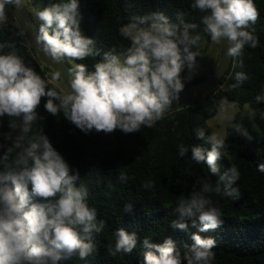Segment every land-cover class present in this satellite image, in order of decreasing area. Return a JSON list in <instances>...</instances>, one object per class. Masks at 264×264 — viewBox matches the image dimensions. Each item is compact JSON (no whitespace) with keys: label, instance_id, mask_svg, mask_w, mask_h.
Here are the masks:
<instances>
[{"label":"clouds","instance_id":"clouds-1","mask_svg":"<svg viewBox=\"0 0 264 264\" xmlns=\"http://www.w3.org/2000/svg\"><path fill=\"white\" fill-rule=\"evenodd\" d=\"M7 6L20 8L22 0H0V25L7 23ZM191 8L204 13L203 31L213 43L227 40L229 57L241 56L246 46H259L254 26L261 13L255 0H194ZM36 16L41 23L35 42L50 59L59 63L65 58L84 60L102 55V60L95 63L93 71L76 64L71 70V91L62 93L48 86L49 81L17 54L14 44L0 43V51L13 49L0 54V118H14L9 119L11 131L0 132V264H62L73 257L87 260L97 252L94 233H101L106 224L87 203V186H77L79 171L72 174L68 161L42 131L29 137L33 125L43 119L37 112L42 98H47L44 108L50 115L62 113L85 134L93 130L139 132L144 126L153 128L173 102L180 100L185 82L197 73L200 57L199 51H193L201 41V35L193 34L198 26L186 22L183 13H177L178 23H171L163 12L134 17L120 28L121 35L131 39V46L121 53L115 48L102 53L96 41L84 34L79 0L53 3ZM186 70L188 75L183 76ZM52 79L59 80L60 73ZM247 79L245 73H236L232 87H240ZM256 101H264V95H258ZM235 132L247 135L241 126ZM195 134L210 147L194 144L190 160L206 163L211 174H219V161L227 150L224 139L215 133L205 138L202 128ZM177 148L179 157L188 156L189 148L183 143ZM259 169L264 171V164ZM220 180L227 183L223 189L217 183L216 192L223 191L227 197L238 194L232 187L240 180L235 165L228 167ZM154 183L146 182L143 187L151 189ZM212 191L210 183L198 179L190 195L181 198L173 210L174 229L188 232L186 220L190 218L198 217L200 223L198 232L190 235L193 243L185 245L186 251L181 254L171 238L153 243L145 237L142 264H212L217 241L199 234L224 223L220 207L210 198ZM132 209V203L124 206L126 212ZM192 226H196L195 220ZM115 236L114 247L107 246L112 257L132 253L140 239L136 232L124 228L117 229Z\"/></svg>","mask_w":264,"mask_h":264},{"label":"trees","instance_id":"trees-1","mask_svg":"<svg viewBox=\"0 0 264 264\" xmlns=\"http://www.w3.org/2000/svg\"><path fill=\"white\" fill-rule=\"evenodd\" d=\"M62 0H31L32 13L37 28L41 21L36 13L53 3ZM194 0H79L83 17L81 28L84 34L96 41V47L103 52L113 48L121 53L131 46V39L121 35L120 28L132 22L134 17H142L152 12H163L171 23H178L177 13H183L184 20L198 27L193 34L201 35V41L210 37L203 31L201 17L204 13L193 10ZM261 16L255 35L260 44L256 49L245 47L239 57H235L226 75L215 89L205 98L182 105L164 115L153 128L142 127L139 132L125 134L116 130L111 134L93 130L85 134L75 125L64 119L62 113L50 115L44 108L47 98H42L38 114L43 117L33 125V134L46 135L54 148L68 161L73 173L78 170L80 180L76 182L87 186V203L95 207L98 219L106 221L101 233H94L93 240L97 252L87 260L73 257L62 264H142L144 249L142 239L147 237L153 243H163L171 238L177 250L183 254L185 245H191L192 233L198 232V217L187 219L189 231L174 229L171 221L176 218L173 210L181 198H187L192 185L200 179L210 183L213 191L210 198L223 213L221 227L199 233L217 241L214 249L215 259L212 264H264V171L259 169L264 164V101L257 102L258 95H264V0H255ZM8 21L0 25V43L14 44L18 55L25 59L46 81L49 87L58 92H70L60 78L52 79L54 70L44 64L32 48L18 26L14 16L8 10ZM199 48V47H198ZM197 48V49H198ZM193 48V51L197 50ZM6 47L3 52H10ZM65 60L71 64H84L89 71L102 60L92 56L84 60ZM73 67V65H71ZM245 73L248 79L238 88L235 74ZM206 76H197L185 82V87L203 80ZM216 91L230 102L240 106L249 104L252 117L237 114V122L227 126L224 138L227 150L219 161L220 173L211 174L206 163L196 164L190 160V149L194 144L210 147L196 137L195 130L202 128L206 137L210 135L207 120L219 112V105L214 96ZM0 118V132H9L10 120ZM237 126L243 127L247 135L236 134ZM15 135V133H14ZM3 142V137H0ZM183 143L189 148L186 157H179L177 145ZM3 150H0L2 152ZM235 165L240 173V180L233 188L237 195L227 197L223 191L216 192L219 183L223 189L226 181L220 175ZM123 176L125 179L121 180ZM154 181L151 189H145L146 182ZM132 203L131 212L124 211L126 204ZM193 220L196 226L193 227ZM124 228L129 233L136 232L140 238L137 248L130 254L117 253L112 257L107 252L108 244L115 245V232ZM186 264V262H185Z\"/></svg>","mask_w":264,"mask_h":264},{"label":"water","instance_id":"water-1","mask_svg":"<svg viewBox=\"0 0 264 264\" xmlns=\"http://www.w3.org/2000/svg\"><path fill=\"white\" fill-rule=\"evenodd\" d=\"M22 4L23 6L20 8H16L15 6L7 7L14 16L19 27L22 29L29 45L35 49L41 61L51 67L54 70V73L59 72L60 78L65 83L69 91H71L70 82L72 79L71 70L73 69V67L66 60L56 63L44 54L40 46L35 42V36L38 34V28L34 17L32 13L27 9L23 1ZM220 47V57L214 71L209 76H206L203 80L188 84L185 87L184 91L180 94V100L174 101L172 108L168 112H171L182 105L193 103L195 101L203 99L215 89L222 77L226 75L235 58L229 57L227 55L229 47L227 40L221 42Z\"/></svg>","mask_w":264,"mask_h":264},{"label":"rangeland","instance_id":"rangeland-1","mask_svg":"<svg viewBox=\"0 0 264 264\" xmlns=\"http://www.w3.org/2000/svg\"><path fill=\"white\" fill-rule=\"evenodd\" d=\"M22 1L29 11L34 9L31 0ZM220 48V44L213 43L207 38L202 41L197 49L200 52V57H197L198 70L193 78L197 76H209L214 71L220 57ZM71 65L74 67L76 64L71 61ZM182 75L187 76V70ZM54 81L56 82L57 80ZM214 99H216V103L219 105V112L207 120V126L209 133H215L218 138H225L227 126L237 122V114L249 117L253 115L249 104L240 106L235 102L227 101L218 91H216Z\"/></svg>","mask_w":264,"mask_h":264},{"label":"built area","instance_id":"built-area-1","mask_svg":"<svg viewBox=\"0 0 264 264\" xmlns=\"http://www.w3.org/2000/svg\"><path fill=\"white\" fill-rule=\"evenodd\" d=\"M9 19V18H8ZM8 21V20H7Z\"/></svg>","mask_w":264,"mask_h":264}]
</instances>
